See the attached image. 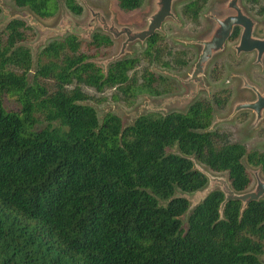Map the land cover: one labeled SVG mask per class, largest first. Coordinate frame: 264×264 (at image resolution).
<instances>
[{
    "label": "trees",
    "instance_id": "obj_1",
    "mask_svg": "<svg viewBox=\"0 0 264 264\" xmlns=\"http://www.w3.org/2000/svg\"><path fill=\"white\" fill-rule=\"evenodd\" d=\"M11 1L44 18L57 8L56 0ZM207 1L186 2L182 15L199 25ZM245 2L253 8L259 1ZM63 3L74 14L83 10L77 0ZM117 3L132 11L143 0ZM239 34L236 28L230 41ZM34 37L33 27L18 17L0 31V264H261L264 198L245 208L240 201L221 207L224 193L215 189L192 208L184 229L189 201L174 196L176 189L206 187L195 161L225 173L239 193L253 183L244 159L264 174V150H247L227 132L211 129L214 106L225 108L230 90L198 98L185 112H148L128 125L112 112L99 120L82 85L133 94L129 73L140 58L102 66L95 60L114 46L112 36L95 31L85 40L69 33L42 48L47 61H38L29 83L33 55L25 42ZM163 42L155 32L141 52L148 64L137 74L139 88L153 95L166 91V78L151 62L181 68L195 57L183 48L167 61ZM211 72L218 77L220 65ZM39 78L54 79V91ZM5 95L15 96L20 108L6 109ZM35 114L47 124L35 128ZM175 146L178 151H168Z\"/></svg>",
    "mask_w": 264,
    "mask_h": 264
},
{
    "label": "rangeland",
    "instance_id": "obj_2",
    "mask_svg": "<svg viewBox=\"0 0 264 264\" xmlns=\"http://www.w3.org/2000/svg\"><path fill=\"white\" fill-rule=\"evenodd\" d=\"M57 8L51 17H40L34 14L27 7H18L11 0H0V31L6 23L14 17L24 19L28 25L33 27L35 37L25 44L31 49L33 55V67L29 72V83L32 81V76L37 69V63H44L47 58L41 53L42 48L48 45L52 40L63 39L70 33L71 28L84 27L87 28L91 19V11L100 12L109 23L113 21L115 26H127L134 30L145 29L148 23L149 15L154 11L155 0H143L142 5L132 11L122 10L117 0H77L82 6L81 14L70 12L64 5L63 0H56ZM190 0H175L172 11L175 18H167L161 25L158 32L164 36L163 42V57L167 61H172L170 54H174L183 48H190L194 51L195 57L185 67L178 68L171 66L165 68L155 62L149 64L150 68L156 73L166 78L162 89H166L160 95H153L139 88L141 79L137 77L140 69L148 64L141 58V52L145 47V42L135 40L129 42L125 48L121 58H140L139 66L130 71L129 75H134V84L132 83L133 94L127 95L117 87L105 88L102 91L95 90L92 87L82 85V90L89 96L85 101L97 111L98 118L101 120L103 116L112 112L118 115L123 125L131 124L139 115L148 112L168 113L170 111L185 112L190 104L198 98H210L212 94L223 88L230 90V98L225 108L214 106L213 125L211 129H219L227 132L232 142H239L246 146L247 150L257 149L264 150V115L263 118L253 125L255 114L249 110H241L234 113V107L237 103L252 101L255 99V94L248 87H243L242 76L252 85L256 86L264 93V57L262 63L255 62V53H246L237 56L235 54L234 45L237 42H227L224 49L216 53L211 62L208 63L204 75V87L196 92V83L188 81L197 57L201 51V45L197 41L205 39L213 30L215 21L211 16L221 18L225 15L233 13L225 8L229 0H208L205 7L201 11L199 25L192 24L182 15V8L186 2ZM255 7H251L245 0H239V4L243 11L249 15L256 23L254 35L264 37V0H258ZM262 10L261 12H259ZM70 21L71 23H67ZM95 31L104 32L100 25H97ZM80 39L89 40L91 36L86 33L77 35ZM114 40V46L107 49L105 58H97L95 61L102 66L104 63L114 56H117L125 40L122 35ZM214 64H221L222 77L213 79L209 76V70ZM39 83L45 85L49 91H54L55 83L51 78H39ZM71 88V87H69ZM196 92L194 97H191V92ZM4 107L6 109H19L20 104L13 95L4 96ZM37 122L35 128L43 127L47 122L42 116L35 114ZM56 125L57 123H52ZM168 151L176 152L177 147L169 148ZM195 161V160H194ZM244 163L253 178L252 185L246 190L250 191L256 184L255 172L264 180V174L260 167L250 165L246 159ZM195 166L207 174L219 178H227L225 173H217L209 170L207 167L198 164L195 161ZM210 186L209 181L205 188L195 192H182L175 190L174 196L184 197L189 201V209L181 217L182 226L187 228V218L192 208L199 203L205 190ZM219 187L216 186V189ZM264 198V197H263ZM160 204L165 205L166 201L159 199ZM261 264H264V255L260 256Z\"/></svg>",
    "mask_w": 264,
    "mask_h": 264
},
{
    "label": "water",
    "instance_id": "obj_3",
    "mask_svg": "<svg viewBox=\"0 0 264 264\" xmlns=\"http://www.w3.org/2000/svg\"><path fill=\"white\" fill-rule=\"evenodd\" d=\"M174 1L175 0H155V9L148 17V23L145 29L134 30L127 26L117 27L113 21L108 23L100 12L92 10L91 19L87 28H71L70 33H73L76 36L78 34L86 33V35L91 36L95 32L96 26L100 25L102 30L107 34H110L114 39L124 35L125 40L122 43L119 54L106 61L104 63L106 65L111 60L121 58L129 42H133L135 40L145 42L149 37H152L155 32L160 30L161 25L167 18H175L172 11ZM225 8L231 10L233 13L221 18L211 16L215 21L213 30L205 39L198 41L202 48L193 67L191 76L188 78V81L196 83V92L204 87L203 72L207 62L214 54L223 50L225 42L231 36L236 26L242 28L238 44L235 46L237 54H240L241 52L256 51V62L260 63L263 59L264 37L261 38L254 35L256 25L255 21L243 11L239 4V0H229L226 3ZM67 23L70 24L71 22L68 21ZM243 86L251 88L254 91L256 98L252 101L237 103L234 107V113L241 110H250L254 112L255 120L253 125L255 126L264 115V93L260 92L255 86L249 84L246 79H243ZM196 92H191L190 96L194 97ZM203 172L207 176L210 186L205 190V194L202 199H204L208 193L215 190L216 186H218V189L224 193V201L221 207L229 201H240L242 203V208H245L251 202L258 201L264 197V180L258 176L257 172H255L256 184L254 188L250 191L241 193L235 192L231 188L227 178L214 177L207 174L205 171Z\"/></svg>",
    "mask_w": 264,
    "mask_h": 264
},
{
    "label": "flooded vegetation",
    "instance_id": "obj_4",
    "mask_svg": "<svg viewBox=\"0 0 264 264\" xmlns=\"http://www.w3.org/2000/svg\"><path fill=\"white\" fill-rule=\"evenodd\" d=\"M245 12V11H244ZM226 16V15H225ZM214 20V19H213ZM236 28H239L240 29V33H241V30H242V28L241 27H238V26H236L235 28H234V30L236 29ZM234 30H233V32H234ZM233 32H232V34H233ZM232 34H231V36H232ZM231 36L227 39V41L225 42V45H226V43L227 42H237V44H238V41H239V38H240V34H239V37H238V39L237 40H235V41H230V38H231ZM201 41V40H200ZM197 43H198V41H197ZM199 44V43H198ZM237 44H235L234 45V50H235V46L237 45ZM225 45H224V47H225ZM202 47V46H201ZM224 49V48H223ZM222 51V50H221ZM246 53H255V59L257 60V53H256V51H253V52H241L240 54H237V52H236V50H235V54L237 55V56H240L241 54H246ZM200 54V53H199ZM215 55V54H214ZM213 55V56H214ZM213 56L211 57V59L207 62V64H206V66H205V70H206V68H207V65H208V63L209 62H211V60H212V58H213ZM198 57H199V55H198ZM198 57H197V59H198ZM264 57V56H263ZM256 60H255V62H256ZM263 60V59H262ZM197 61V60H196ZM196 63V62H195ZM257 63V62H256ZM260 63H262V61L260 62ZM195 65V64H194ZM216 64H214L212 67H211V69L209 70V76L211 77V78H213V79H220L221 77H222V72H221V74L218 76V77H215V76H213L212 75V72H211V70H212V68L215 66ZM217 65H220V67H221V64H217ZM205 70H204V72H203V79H205L204 78V75H205ZM221 70H222V67H221ZM191 76V75H190ZM242 79H245L243 76H242ZM248 82V81H247ZM249 83V82H248ZM249 84H251V83H249ZM252 85V84H251ZM254 86V85H253ZM244 87V86H243ZM256 87V86H255ZM257 88V87H256ZM258 89V88H257ZM249 90H251L252 92H253V94H255L254 93V91L251 89V88H249ZM259 90V89H258ZM260 91V90H259ZM261 92V91H260ZM255 98H256V95H255ZM250 111V110H249Z\"/></svg>",
    "mask_w": 264,
    "mask_h": 264
}]
</instances>
